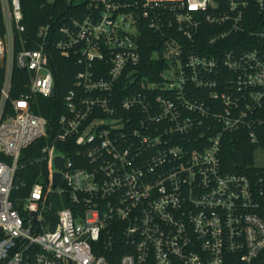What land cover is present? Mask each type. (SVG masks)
I'll return each instance as SVG.
<instances>
[{
  "label": "built area",
  "instance_id": "obj_1",
  "mask_svg": "<svg viewBox=\"0 0 264 264\" xmlns=\"http://www.w3.org/2000/svg\"><path fill=\"white\" fill-rule=\"evenodd\" d=\"M46 2L28 36L21 0H0V264H262L264 175L226 172L223 153L264 133V0ZM56 56L76 74L49 131Z\"/></svg>",
  "mask_w": 264,
  "mask_h": 264
},
{
  "label": "trees",
  "instance_id": "obj_2",
  "mask_svg": "<svg viewBox=\"0 0 264 264\" xmlns=\"http://www.w3.org/2000/svg\"><path fill=\"white\" fill-rule=\"evenodd\" d=\"M24 10L25 25L27 27V35L35 36L38 29L49 22L50 15L53 10L56 9L58 5H51L46 2V0H21ZM55 17V16H53ZM257 19V18H256ZM258 20V19H257ZM257 20L254 19L255 22ZM261 20V19H259ZM214 33L211 28L202 27L201 32L196 37L195 47L200 49V47L209 46V37ZM171 34L167 33L165 39H167ZM179 40L183 45L188 48H193L194 43H189L187 39L182 37L181 34L178 35ZM161 43L163 40L159 35L155 34L151 30H146L141 36V65L138 70H140L143 76L148 77L150 80H154L156 69L159 68V63L153 59L155 51H160ZM189 45L191 47H189ZM193 48V49H194ZM53 60L52 69L56 81L57 95L53 99H38L37 101V113L48 121L49 131H51L58 123V119L61 114L64 113L63 98L66 93L73 88L75 81V70L70 66L68 60H64L59 56L55 57ZM261 144L258 147H254L249 143L240 141L239 143L226 144L223 153V164L225 171L228 173H238L245 174L247 176H254L255 172L264 175V169L255 167V152L258 149L264 150V133L260 134ZM40 144L38 145L41 146ZM36 151H30L23 158L24 162L29 157L37 156ZM27 156V157H26ZM33 157V158H34ZM38 168L36 166H28L25 168L19 176H21V181L17 182L18 189L15 190L13 198L21 200L27 197L34 181L37 179L36 174L38 173ZM32 175V176H31ZM22 183H25L23 187ZM1 239V234H0ZM262 264H264V253L261 256Z\"/></svg>",
  "mask_w": 264,
  "mask_h": 264
},
{
  "label": "rangeland",
  "instance_id": "obj_3",
  "mask_svg": "<svg viewBox=\"0 0 264 264\" xmlns=\"http://www.w3.org/2000/svg\"><path fill=\"white\" fill-rule=\"evenodd\" d=\"M255 164L258 167L264 168V150L260 149L255 152Z\"/></svg>",
  "mask_w": 264,
  "mask_h": 264
},
{
  "label": "water",
  "instance_id": "obj_4",
  "mask_svg": "<svg viewBox=\"0 0 264 264\" xmlns=\"http://www.w3.org/2000/svg\"><path fill=\"white\" fill-rule=\"evenodd\" d=\"M60 162H61V159L58 158V159H57V164H59ZM60 182H61V177H60V175H56V177H55V185H58Z\"/></svg>",
  "mask_w": 264,
  "mask_h": 264
}]
</instances>
